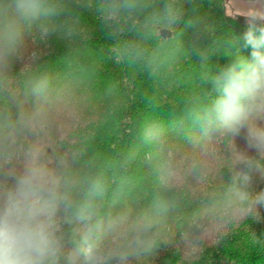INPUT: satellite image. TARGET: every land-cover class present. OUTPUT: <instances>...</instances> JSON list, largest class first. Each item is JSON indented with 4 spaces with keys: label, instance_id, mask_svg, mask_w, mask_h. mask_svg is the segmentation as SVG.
<instances>
[{
    "label": "clouds",
    "instance_id": "clouds-1",
    "mask_svg": "<svg viewBox=\"0 0 264 264\" xmlns=\"http://www.w3.org/2000/svg\"><path fill=\"white\" fill-rule=\"evenodd\" d=\"M84 4L112 34L134 35L120 50L149 67L157 58L155 52L149 55L147 41L158 29L175 31L185 16L181 0ZM65 7V0H0V264H133L159 247L157 230L170 202L156 194L135 216L130 210L106 212L130 190L133 180L127 171L134 154L102 168L81 164L80 150L50 157L44 133L53 116L40 103L47 102L50 80L31 71L35 53L18 79L12 73L14 60L23 58L25 32L33 25L42 37L58 31L70 38L80 35L78 19L59 21ZM236 7L241 14L230 18L243 17L244 31L232 40L235 59L221 67L201 56V87L187 119L205 134L219 133L232 150L231 177L223 193L230 218L260 222L264 190L254 191L253 181L256 175L264 180V0H236ZM249 48L250 59L240 54ZM21 96L34 97L37 106L25 109ZM242 131L246 149L256 155L237 150L234 141ZM252 234L257 245H264V237Z\"/></svg>",
    "mask_w": 264,
    "mask_h": 264
},
{
    "label": "trees",
    "instance_id": "trees-1",
    "mask_svg": "<svg viewBox=\"0 0 264 264\" xmlns=\"http://www.w3.org/2000/svg\"><path fill=\"white\" fill-rule=\"evenodd\" d=\"M184 21L164 39L162 30L145 47L156 63L124 57L120 44L132 34L114 35L84 0H65L60 22L78 19L77 37L51 32L42 37L38 25L25 32L22 59L12 65L14 78L35 53L31 71L50 80L47 102L53 120L44 133L50 157L80 150L81 164L118 165L134 154L127 174L133 183L127 195L106 212L147 209L156 194L170 202L157 230L159 247L133 264H264V237L260 222L232 220L224 199L231 177V148L219 133L205 134L187 119L190 102L200 91L201 56L213 66H228L235 57L233 37L244 31L243 17L231 19L225 0H181ZM199 21L196 25L194 22ZM251 49L240 54L250 57ZM25 109L37 106L34 97L21 96ZM14 111H16L14 109ZM151 132L150 139L145 133ZM239 151L247 150L244 132L235 138ZM253 190H264L254 176ZM264 217V208L260 209Z\"/></svg>",
    "mask_w": 264,
    "mask_h": 264
},
{
    "label": "rangeland",
    "instance_id": "rangeland-1",
    "mask_svg": "<svg viewBox=\"0 0 264 264\" xmlns=\"http://www.w3.org/2000/svg\"><path fill=\"white\" fill-rule=\"evenodd\" d=\"M226 1V14L229 17H232L233 15H240L241 9L239 7H236V1L235 0H225Z\"/></svg>",
    "mask_w": 264,
    "mask_h": 264
},
{
    "label": "water",
    "instance_id": "water-1",
    "mask_svg": "<svg viewBox=\"0 0 264 264\" xmlns=\"http://www.w3.org/2000/svg\"><path fill=\"white\" fill-rule=\"evenodd\" d=\"M161 36L164 38V39H171L173 37V33L169 30H162L161 31Z\"/></svg>",
    "mask_w": 264,
    "mask_h": 264
},
{
    "label": "crops",
    "instance_id": "crops-1",
    "mask_svg": "<svg viewBox=\"0 0 264 264\" xmlns=\"http://www.w3.org/2000/svg\"><path fill=\"white\" fill-rule=\"evenodd\" d=\"M236 1V0H235Z\"/></svg>",
    "mask_w": 264,
    "mask_h": 264
}]
</instances>
